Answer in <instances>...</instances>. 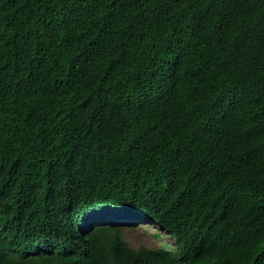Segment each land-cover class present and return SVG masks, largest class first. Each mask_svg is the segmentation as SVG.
I'll use <instances>...</instances> for the list:
<instances>
[{
	"label": "trees",
	"instance_id": "16d2710c",
	"mask_svg": "<svg viewBox=\"0 0 264 264\" xmlns=\"http://www.w3.org/2000/svg\"><path fill=\"white\" fill-rule=\"evenodd\" d=\"M0 264H264V0H0Z\"/></svg>",
	"mask_w": 264,
	"mask_h": 264
},
{
	"label": "rangeland",
	"instance_id": "374dc122",
	"mask_svg": "<svg viewBox=\"0 0 264 264\" xmlns=\"http://www.w3.org/2000/svg\"><path fill=\"white\" fill-rule=\"evenodd\" d=\"M122 226L125 228L124 240L134 249L141 247L148 249L174 248V240L169 233L152 223L136 219Z\"/></svg>",
	"mask_w": 264,
	"mask_h": 264
}]
</instances>
